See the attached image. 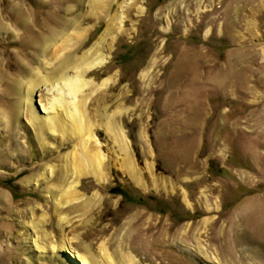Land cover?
I'll list each match as a JSON object with an SVG mask.
<instances>
[{
  "label": "rangeland",
  "instance_id": "obj_1",
  "mask_svg": "<svg viewBox=\"0 0 264 264\" xmlns=\"http://www.w3.org/2000/svg\"><path fill=\"white\" fill-rule=\"evenodd\" d=\"M89 1L0 0V264H107L104 248L132 264H264V0H137L143 11L126 14L112 57L88 76L110 83L82 92L108 181L84 177L78 199L56 207L59 189L33 178L73 144L39 137L31 113L47 115V96L24 103L15 84L78 15L91 46L107 22ZM105 107L121 111L140 184L116 160Z\"/></svg>",
  "mask_w": 264,
  "mask_h": 264
},
{
  "label": "bare ground",
  "instance_id": "obj_2",
  "mask_svg": "<svg viewBox=\"0 0 264 264\" xmlns=\"http://www.w3.org/2000/svg\"><path fill=\"white\" fill-rule=\"evenodd\" d=\"M117 1H89L95 17L107 22L106 27L90 47L85 48L94 27L85 28L81 24L79 25L81 15H78V19L70 20L67 24L64 22L63 29L53 30L49 34L52 35L50 39L48 36L41 40V46L38 45L37 49L47 59L46 63H39L35 70L30 69L27 78L20 79L15 84V90L20 93L24 103L32 102L36 91L41 92L40 96H47L46 103L42 104L44 111L48 112L47 115L40 117L37 112L31 113L34 120L38 122L39 137L44 140L46 133L60 132L67 142L73 144V149L68 153L53 158L57 159V164L52 165L53 163H51L47 167L45 164V172L38 176L35 175L33 178L38 184L40 178L46 179L44 189L47 192L59 189V193L52 192L56 207L78 199L77 187L80 186L82 178L91 176L99 186H105L108 181V156L97 131L94 129L98 124L93 122L94 117L88 111L87 95L85 96L82 92L86 88L96 87L94 80L89 79L88 76L106 66L109 58L112 57L113 47L121 33L125 31L126 14L132 10L137 13L143 11L142 7L136 5L137 0H123L118 2L116 12L111 13L112 5ZM40 38L38 39L40 40ZM32 42L34 43V41ZM50 59L52 60L49 61ZM110 81L111 78L105 77L101 83L96 84V90L108 86ZM43 87L45 88L43 89ZM45 90L46 92H43ZM104 102H106L105 99ZM101 110L100 114L97 113V118L102 120V127L111 135L115 152L118 154L116 160H119L131 179L140 184L142 178L131 156L129 141L117 120V114L121 111L117 110L111 115L107 113V107ZM41 145L44 146V142H41ZM42 166L43 164H40V167ZM148 168H151L150 164H148ZM45 174L48 176L45 177ZM73 176L74 179L70 181ZM153 181L159 180L153 178ZM83 206L84 203L74 207ZM62 219L66 218L60 216V221ZM106 251L107 249L104 248L107 264H132L133 262V258L129 254L121 252L119 249L115 250L113 255L107 254ZM82 260L83 264H93L91 258L82 256Z\"/></svg>",
  "mask_w": 264,
  "mask_h": 264
}]
</instances>
